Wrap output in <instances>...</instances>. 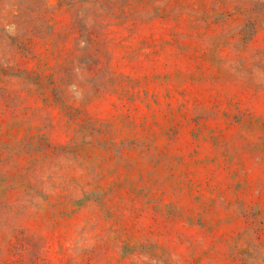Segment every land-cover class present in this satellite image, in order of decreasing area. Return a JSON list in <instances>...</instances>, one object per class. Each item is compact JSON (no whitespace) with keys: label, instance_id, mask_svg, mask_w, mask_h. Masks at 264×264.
I'll return each mask as SVG.
<instances>
[{"label":"rangeland","instance_id":"374dc122","mask_svg":"<svg viewBox=\"0 0 264 264\" xmlns=\"http://www.w3.org/2000/svg\"><path fill=\"white\" fill-rule=\"evenodd\" d=\"M0 264H264V0H0Z\"/></svg>","mask_w":264,"mask_h":264}]
</instances>
